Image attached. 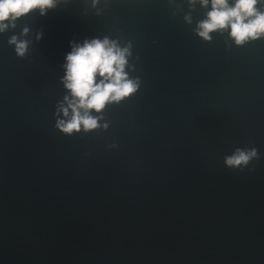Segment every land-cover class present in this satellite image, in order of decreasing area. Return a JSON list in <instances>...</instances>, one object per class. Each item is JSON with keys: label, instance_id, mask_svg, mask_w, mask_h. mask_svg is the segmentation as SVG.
Segmentation results:
<instances>
[{"label": "water", "instance_id": "water-1", "mask_svg": "<svg viewBox=\"0 0 264 264\" xmlns=\"http://www.w3.org/2000/svg\"><path fill=\"white\" fill-rule=\"evenodd\" d=\"M209 9L56 0L44 16L5 21L0 264H264V36L205 40ZM13 36L28 42L22 57ZM105 38L127 49L138 87L90 110L97 128L66 134L70 42ZM252 148L259 159L226 166Z\"/></svg>", "mask_w": 264, "mask_h": 264}, {"label": "clouds", "instance_id": "clouds-1", "mask_svg": "<svg viewBox=\"0 0 264 264\" xmlns=\"http://www.w3.org/2000/svg\"><path fill=\"white\" fill-rule=\"evenodd\" d=\"M95 2V0H94ZM196 0H189L195 4ZM259 0H200V4L210 9L206 18L198 22L197 34L205 40H210V33L230 29L229 36L237 45H242L248 40H256L264 36V12L257 8ZM56 0H0V32L21 17L39 9L41 16L46 15V9L55 7ZM189 19V17H186ZM28 29L23 30L26 34ZM10 44L16 45L18 56H24L28 42L13 36ZM72 45V51L66 57L64 64L65 75L63 82L69 90L71 97L65 100L68 107L61 105L63 115L69 116L68 109H71L70 119L60 120L57 127L66 134L79 131L81 125L85 130L97 128L98 119L89 114L90 110L100 112L107 103L120 101L133 94L138 84L128 79L125 73L127 63V49H120L115 42L107 38L85 40L84 43ZM97 75L101 77L96 82ZM83 109V114H81ZM253 158L259 159L256 148L237 149L231 156L225 157V164L228 167H239L247 165Z\"/></svg>", "mask_w": 264, "mask_h": 264}]
</instances>
